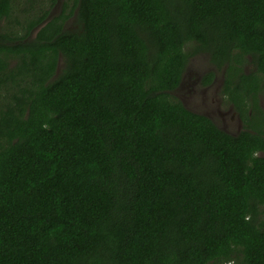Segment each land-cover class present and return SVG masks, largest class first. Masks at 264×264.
<instances>
[{"label": "trees", "instance_id": "trees-1", "mask_svg": "<svg viewBox=\"0 0 264 264\" xmlns=\"http://www.w3.org/2000/svg\"><path fill=\"white\" fill-rule=\"evenodd\" d=\"M15 1L0 264H264V0H41L21 20ZM199 51L238 134L172 98Z\"/></svg>", "mask_w": 264, "mask_h": 264}, {"label": "rangeland", "instance_id": "rangeland-1", "mask_svg": "<svg viewBox=\"0 0 264 264\" xmlns=\"http://www.w3.org/2000/svg\"><path fill=\"white\" fill-rule=\"evenodd\" d=\"M59 0L56 7L52 11V15H56L61 7L62 2ZM16 5L20 6L16 9L17 17L21 20V15L33 11L41 3V0H16ZM27 8V9H22ZM3 20L0 22V32L3 29H16L19 24L14 20ZM66 27L70 30H79L81 24L75 15L67 22ZM33 31V35L35 34ZM191 49V48H190ZM64 61L61 58L58 66L63 67ZM253 65H247V71L251 70ZM215 72V77L210 84L205 83V76L209 72ZM224 69H218L210 59L208 52L199 51L189 60L184 71V77L180 87L172 92L173 99L181 100L188 108L194 112L208 115L222 129L232 134H238L243 129V123L235 111L233 105L222 94V85L224 79ZM261 106L264 109V91L261 94ZM0 100H3L0 98Z\"/></svg>", "mask_w": 264, "mask_h": 264}]
</instances>
